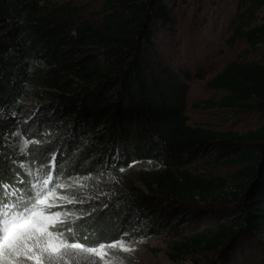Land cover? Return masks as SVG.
<instances>
[{"label":"trees","instance_id":"trees-1","mask_svg":"<svg viewBox=\"0 0 264 264\" xmlns=\"http://www.w3.org/2000/svg\"><path fill=\"white\" fill-rule=\"evenodd\" d=\"M195 1L207 10L228 3L106 0L85 18L67 0H0V180L25 181L27 166L73 184L85 247L183 237L218 255L213 264L245 244L264 249V124L242 133L191 126L192 75L164 54L162 36ZM231 2L227 42L264 49V0ZM209 86L228 93L217 107L264 115V63L233 61ZM202 160L238 169L206 180L191 170ZM142 163L154 168L148 192L128 177ZM227 187L229 214L202 231L185 227Z\"/></svg>","mask_w":264,"mask_h":264},{"label":"rangeland","instance_id":"rangeland-1","mask_svg":"<svg viewBox=\"0 0 264 264\" xmlns=\"http://www.w3.org/2000/svg\"><path fill=\"white\" fill-rule=\"evenodd\" d=\"M75 4L85 18H93L99 13L106 0H67ZM222 2L213 10L203 5L198 6V1L190 2L186 8L177 12L174 34H165L162 41L165 44L164 54L171 65L177 69L189 71L192 75L190 81V92L186 115L189 124L193 127L202 126L216 130H230L235 132H246L254 130L264 124V115L261 112H239L235 110L222 109L216 106L224 97L228 96L225 91L210 88V81L220 74L226 66L233 62H262L264 63V49H255L246 41L230 45L227 41L231 36L235 24L231 14L234 6L231 0ZM209 11L210 16H207ZM233 167H217L213 162L202 160L198 165L192 167L193 175L206 180L213 178H225L237 171ZM154 168L148 163L135 164L128 172V177L133 181V186L149 191L150 176ZM27 175L25 181L19 179L17 183L9 187V191H16L17 195L28 198L27 189L31 185H40L43 179L51 176L49 187L64 184L65 188H55L56 194L71 195L81 201L73 184L62 183L47 170H36L25 167ZM23 182V183H21ZM28 183V185L26 184ZM27 185V186H26ZM235 190V188L220 189L207 195L202 204H213L214 207L201 211L195 217H189L185 227L191 230L202 231L206 227H213L224 214L231 211L228 202L221 201L224 194ZM34 191L32 194L34 195ZM196 201L200 197L196 195ZM202 201V200H201ZM78 203V202H77ZM77 203L65 204L61 208H52L50 211H70L75 214L74 207ZM229 214V213H228ZM71 227L72 233L66 229ZM57 229L65 230L69 242H77V218L69 217L68 223H57ZM125 242V247L132 249L124 252L117 249L105 248L107 256L99 259L103 264H213L218 263V255L205 254L189 249L185 246L183 237L171 239L165 237L153 238L148 241L134 239ZM106 246V245H105ZM99 248V247H97ZM229 262L220 264H264V249L256 243L245 244L232 252Z\"/></svg>","mask_w":264,"mask_h":264},{"label":"snow or ice","instance_id":"snow-or-ice-1","mask_svg":"<svg viewBox=\"0 0 264 264\" xmlns=\"http://www.w3.org/2000/svg\"><path fill=\"white\" fill-rule=\"evenodd\" d=\"M51 180L47 176L40 185H31L27 199L9 191L10 186L0 180V264H99L96 258L108 255L106 247L115 250L119 245L121 251H132L123 241L101 244L99 248L69 242L65 230L56 225L77 217L70 211L50 209L82 201L71 195L58 196L55 188L67 186L49 187ZM66 231L72 233L73 229L68 227Z\"/></svg>","mask_w":264,"mask_h":264}]
</instances>
